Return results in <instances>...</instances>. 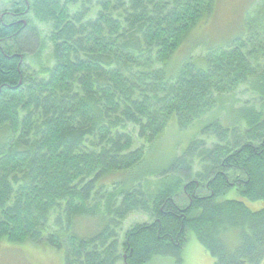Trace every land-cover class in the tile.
I'll list each match as a JSON object with an SVG mask.
<instances>
[{
  "label": "trees",
  "instance_id": "1",
  "mask_svg": "<svg viewBox=\"0 0 264 264\" xmlns=\"http://www.w3.org/2000/svg\"><path fill=\"white\" fill-rule=\"evenodd\" d=\"M214 3L10 0L0 245L50 248L63 264H149L180 262L192 235L213 264H264V0L230 41L189 40ZM241 88L256 104L238 106ZM171 123L197 133L153 167ZM130 213L148 220L120 241Z\"/></svg>",
  "mask_w": 264,
  "mask_h": 264
},
{
  "label": "rangeland",
  "instance_id": "2",
  "mask_svg": "<svg viewBox=\"0 0 264 264\" xmlns=\"http://www.w3.org/2000/svg\"><path fill=\"white\" fill-rule=\"evenodd\" d=\"M260 0H215L214 11L212 18L205 22L206 25L201 26L202 28L194 29L187 37L192 40L208 41L211 38L210 43L217 41H223L219 39L220 33L225 35L227 41H229L238 35H241L244 30L243 19L248 10L254 9V6L259 3ZM8 0H0V17L6 16L9 9ZM252 9V10H253ZM250 12V11H249ZM35 26L39 32V36L45 38L46 28L42 23L35 21ZM183 47L179 48L174 57H179L182 54ZM201 45H198L196 50H201ZM46 53V52H45ZM31 64H35L34 60L29 58ZM256 95L249 89H240L237 93L236 100L239 105H253L256 104ZM197 131V127H193L183 133L177 130L176 125L167 127L158 139V148L156 151L149 155L150 162L153 163V167L161 163L163 157L169 156L171 153H179L181 148L184 147L186 141H188L190 135ZM197 133V132H196ZM151 166V167H152ZM126 177V173L113 174L108 176V182H112L116 178L122 179ZM184 203L187 200L183 201ZM148 217L144 214L130 213L122 222L120 229V241L124 237L125 231L134 223L147 221ZM232 243V240L229 239ZM214 258L205 251L197 239L188 235L181 254V261L177 262L175 258L170 256L155 257L149 264H213ZM0 264H63L62 257L59 252H56L48 248H38L31 244L22 245H11L1 244L0 245Z\"/></svg>",
  "mask_w": 264,
  "mask_h": 264
}]
</instances>
